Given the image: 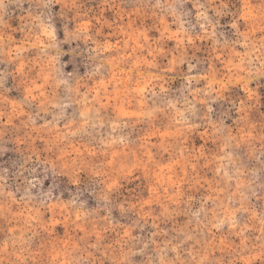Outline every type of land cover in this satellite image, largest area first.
I'll use <instances>...</instances> for the list:
<instances>
[{
  "label": "clouds",
  "instance_id": "clouds-1",
  "mask_svg": "<svg viewBox=\"0 0 264 264\" xmlns=\"http://www.w3.org/2000/svg\"><path fill=\"white\" fill-rule=\"evenodd\" d=\"M0 264H264V0H0Z\"/></svg>",
  "mask_w": 264,
  "mask_h": 264
}]
</instances>
